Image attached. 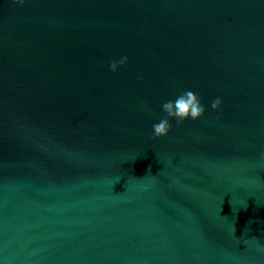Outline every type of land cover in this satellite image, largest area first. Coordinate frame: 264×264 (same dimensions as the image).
I'll use <instances>...</instances> for the list:
<instances>
[{"label":"water","instance_id":"water-1","mask_svg":"<svg viewBox=\"0 0 264 264\" xmlns=\"http://www.w3.org/2000/svg\"><path fill=\"white\" fill-rule=\"evenodd\" d=\"M0 264H264V0H0Z\"/></svg>","mask_w":264,"mask_h":264},{"label":"clouds","instance_id":"clouds-1","mask_svg":"<svg viewBox=\"0 0 264 264\" xmlns=\"http://www.w3.org/2000/svg\"><path fill=\"white\" fill-rule=\"evenodd\" d=\"M16 3L23 5L25 0H15ZM127 60L125 56L119 62H112L110 68L115 71L119 64H124ZM221 100L217 98L212 103V108L216 109L220 106ZM163 111L167 113V116L160 120V122L153 125L154 136L161 137L168 134L171 124L168 117H174L177 119V123L183 122L187 118L193 120L199 118L204 113V107L200 104L197 94L193 91H186L179 95L177 99L173 101H168L162 105Z\"/></svg>","mask_w":264,"mask_h":264}]
</instances>
